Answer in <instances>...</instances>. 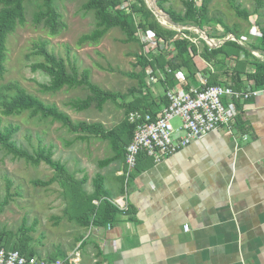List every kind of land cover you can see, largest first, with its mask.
Returning a JSON list of instances; mask_svg holds the SVG:
<instances>
[{"label": "crops", "instance_id": "1", "mask_svg": "<svg viewBox=\"0 0 264 264\" xmlns=\"http://www.w3.org/2000/svg\"><path fill=\"white\" fill-rule=\"evenodd\" d=\"M205 31L212 34L214 43L207 41L211 46L236 38L233 34L220 38L224 29ZM244 35L247 47L256 43L257 36ZM196 44L195 73L184 68L185 88L200 85L199 73L209 83V70L221 74L227 69L230 75L217 84L233 87L236 60H228L225 70L202 56L199 38ZM250 49L252 55L242 52L240 57L248 62V72L256 69V60L264 61V50ZM244 84L250 86L246 79ZM154 89L160 93L156 85ZM234 110L233 131L220 126L159 162L141 152L130 171L124 162H112L107 174L115 184L105 189L117 215L108 222L80 225L62 260L66 264H264V88L257 96L236 101Z\"/></svg>", "mask_w": 264, "mask_h": 264}, {"label": "trees", "instance_id": "2", "mask_svg": "<svg viewBox=\"0 0 264 264\" xmlns=\"http://www.w3.org/2000/svg\"><path fill=\"white\" fill-rule=\"evenodd\" d=\"M168 0H157L171 18L179 24L182 29L164 25L156 16L153 9L149 7L146 0H86L81 8L86 12H93L95 16V27L87 33H84L80 42L98 43L101 38L112 28H119L125 35L123 41L138 42L142 48L136 54V66L140 68L130 73L140 80L139 88L132 87L131 94H135L133 99L123 101L125 105L126 117L114 128H106L101 122H89L85 120L74 121L72 117L60 109L55 103H50L17 82H10L0 91L1 113L4 115H17L24 111H29L33 116L51 118L57 121L74 133L82 132L80 137L85 139L90 136L110 138L115 153L99 161L101 167L107 166L114 161H122L126 164V148L132 141L135 132V125L128 120V113L131 110H143L156 114L163 106L169 104V98L166 91L178 83L176 72L179 69H188L190 74L194 75L195 62L193 57L199 51V46L192 40V37H198L202 41L204 48L202 56L213 63H219L227 69V61L236 60V65L232 68V85L236 89H246L244 80H248L250 87L264 88V61L256 60L254 62L256 69L248 72L246 69L248 62L241 57V53L252 55L250 48L264 50V26L261 27V34L258 35L256 43L247 47L243 44L244 34L240 32L239 27H230L222 20L209 15V3L211 0H182L183 9L176 10L166 5ZM231 1V7L245 20L250 21L252 11L242 8L235 0ZM58 0H0V78L6 71L7 59V40L19 23L26 21L27 8L29 3H35L36 10L33 13V20L37 24H43L51 35L60 33L66 27V21L59 9ZM222 23L223 33L220 38H225L230 34L237 39H227L219 46H211L200 37V34L190 26L200 27L207 30L213 23ZM140 28L155 32L157 37L165 39L169 47H155L145 49V43L139 37ZM187 35V36H186ZM212 36V34H208ZM242 41V42H240ZM175 54H172L173 50ZM38 55L41 58L30 64L33 71L41 70L49 75L48 83H42V87L48 91H59L65 87H85L89 93L82 98H74L68 101V105L84 110L92 106L102 109L104 104L109 101H117L119 97L126 98L125 94L118 91L109 90L101 87L91 79L90 70H80L76 65H69L67 61L49 49L47 40H40L35 44V48L30 53ZM244 59V60H243ZM153 68V73L157 76L158 85L163 87V92L155 93L149 87L148 67ZM209 77V84H217V80H222V76L230 75L227 72L212 73ZM149 88V90L147 89ZM147 89V90H145ZM139 92V94H136ZM20 127L15 124H3L0 115V145L17 159H24L34 165L46 163L55 170V175L46 180L35 179L36 185H50L59 181L65 188V194L70 198V203L77 201L80 206L81 191L83 182L77 181L71 174H68L66 165L54 157L52 146H40L38 149L29 150L19 144L16 134ZM77 182V185H75ZM105 176L98 172L93 178V190L86 192V202L82 208H78L77 214L70 215L80 225H88L90 222L111 221L118 212V208L107 198V191L104 186ZM81 189V190H80ZM80 192V193H79ZM100 200V204L95 203ZM72 201V202H71ZM75 203V206H76ZM71 206V205H70ZM80 209L82 212H80ZM68 212V210H67ZM69 213V212H68ZM70 214V213H69ZM26 229L22 227L18 233L11 230L0 229V245L7 249H18L26 255H37L30 249L31 237L24 233ZM56 259V258H53Z\"/></svg>", "mask_w": 264, "mask_h": 264}, {"label": "rangeland", "instance_id": "3", "mask_svg": "<svg viewBox=\"0 0 264 264\" xmlns=\"http://www.w3.org/2000/svg\"><path fill=\"white\" fill-rule=\"evenodd\" d=\"M85 1L58 0L66 27L54 35L49 34L43 24L34 22L33 13L36 5L28 4L26 21L19 23L8 36L6 71L0 78V91L6 84L17 82L43 100L57 104L74 121L101 122L106 128L111 129L118 126L126 117L123 101L127 102L135 95L129 92L130 89L132 87L138 89L140 86L139 78L130 73L140 68L136 66V54L142 48L138 42L123 41L125 35L117 27L110 29L98 43H81V36L95 27L93 12H86L81 8ZM201 2L202 0H198L199 4ZM235 2L242 8L252 11L250 21L245 20L231 7L230 0H211L209 15L222 20L230 27L238 26L243 34L250 35L253 25L260 29L264 26V0ZM166 5L178 11L184 7L182 0H168ZM210 27H212H208L210 30H223V25L219 22L213 23ZM176 28L182 29L180 25ZM145 31L140 29L141 33ZM142 37L144 38L143 34ZM43 39L48 41L49 49L62 56L69 65H76L80 70H90L92 81L103 88L125 94L126 98L122 96L117 101L109 100L102 109L92 106L78 110L69 106L68 101L85 97L89 89L65 87L59 91L45 90L42 83L49 82V75L41 70L33 71L30 66L32 62L41 58L30 53L35 44ZM145 49L147 50V46ZM147 79L150 89L156 92L154 89L156 85L160 93L163 92L158 82L153 83ZM225 99L226 97L223 98L224 102ZM0 115L3 124L12 123L20 127L16 139L29 150L38 149L40 146H52L54 157L66 165L68 174L77 181L85 179L80 188L86 192L93 190V178L98 172L106 173L105 187L109 188L111 183L115 184L111 174H107L114 162L104 167L99 164L101 159L115 153L110 138L93 135L83 139L80 137L82 132H71L61 123L54 122L51 118L33 116L29 111L17 115H4L0 106ZM180 121L179 117L172 120L174 125ZM54 175L55 170L46 163L34 165L24 159H17L0 145V229L11 230L16 234L24 227L26 229L24 233L31 237L30 249L37 255L49 259H63L81 228L80 223L71 219L70 215L77 214L78 208H82L86 202L84 201L86 194L85 191H81L78 206L76 203L78 200H72L73 204L70 203L65 188L58 180L50 185H36L33 182L35 179L46 180Z\"/></svg>", "mask_w": 264, "mask_h": 264}, {"label": "built area", "instance_id": "4", "mask_svg": "<svg viewBox=\"0 0 264 264\" xmlns=\"http://www.w3.org/2000/svg\"><path fill=\"white\" fill-rule=\"evenodd\" d=\"M196 29L198 28H194ZM250 33L258 36L261 31L257 25H253ZM139 37L145 43V48L147 46V50L155 47H169L165 39L157 37L151 30L140 32ZM197 39L192 37L194 42ZM175 52L174 49L172 54ZM148 71L149 80L153 83L157 82L158 78L153 73V68L149 66ZM197 76L200 85H190L189 88H185L187 84L185 71L182 68L179 69L176 72L178 83L166 91L170 101L168 105L163 106L156 114L143 110H131L128 113V120L135 125L134 137L126 148L128 171L137 165L141 152H145L159 162L165 156L187 146L195 138L220 126H226L233 131L235 102L248 100L260 93V89L250 86L239 90L229 84H209L207 77L200 73ZM224 97L228 104L223 101ZM176 117H179L181 121L174 125L172 120ZM185 228L187 229L188 226L186 225ZM0 264H66V262L60 258L49 259L37 255H26L18 249H7L0 245Z\"/></svg>", "mask_w": 264, "mask_h": 264}, {"label": "water", "instance_id": "5", "mask_svg": "<svg viewBox=\"0 0 264 264\" xmlns=\"http://www.w3.org/2000/svg\"><path fill=\"white\" fill-rule=\"evenodd\" d=\"M147 3L149 5V7L153 9L156 16L159 19H162V20H160L162 23L168 24V25L170 24V26H174V27L179 26V24L174 22V20L170 16V14L166 10H164L160 5H158L157 0H148ZM197 28L199 29L200 33L202 34L203 38L206 41H208L210 43H214V39L211 38L204 29H202L200 27H197ZM231 38L236 39L235 37H228V39H231Z\"/></svg>", "mask_w": 264, "mask_h": 264}]
</instances>
